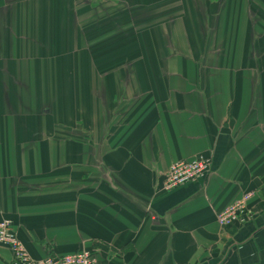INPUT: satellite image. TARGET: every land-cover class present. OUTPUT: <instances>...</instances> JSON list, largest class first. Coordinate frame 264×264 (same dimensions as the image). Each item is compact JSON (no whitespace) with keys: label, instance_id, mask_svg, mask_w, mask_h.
I'll list each match as a JSON object with an SVG mask.
<instances>
[{"label":"crops","instance_id":"obj_1","mask_svg":"<svg viewBox=\"0 0 264 264\" xmlns=\"http://www.w3.org/2000/svg\"><path fill=\"white\" fill-rule=\"evenodd\" d=\"M3 220L34 259L264 264V0H0Z\"/></svg>","mask_w":264,"mask_h":264},{"label":"built area","instance_id":"obj_2","mask_svg":"<svg viewBox=\"0 0 264 264\" xmlns=\"http://www.w3.org/2000/svg\"><path fill=\"white\" fill-rule=\"evenodd\" d=\"M210 165V159L205 156L174 163L169 169L165 190L170 191L187 183L204 179L210 172ZM252 197L253 193H246L238 201L227 206L217 215V224L222 228H227L249 222L251 212L248 203ZM0 246L11 252L14 264H97L92 254L85 250L60 258L46 256L34 259L18 239L12 223L8 220L0 221Z\"/></svg>","mask_w":264,"mask_h":264},{"label":"rangeland","instance_id":"obj_3","mask_svg":"<svg viewBox=\"0 0 264 264\" xmlns=\"http://www.w3.org/2000/svg\"><path fill=\"white\" fill-rule=\"evenodd\" d=\"M157 8H158V7H157ZM151 9H153V8H151ZM132 23H133V22H132ZM120 26H121V25H120L119 23H117L113 29L116 31V29L122 28V27H120Z\"/></svg>","mask_w":264,"mask_h":264}]
</instances>
